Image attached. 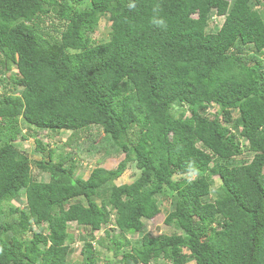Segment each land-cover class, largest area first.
Here are the masks:
<instances>
[{"label": "trees", "instance_id": "1", "mask_svg": "<svg viewBox=\"0 0 264 264\" xmlns=\"http://www.w3.org/2000/svg\"><path fill=\"white\" fill-rule=\"evenodd\" d=\"M260 8L264 0H0V63L16 68L14 92L0 91V264H109L92 245L103 226L94 240L118 264H264ZM102 16L108 39L97 42ZM209 106L218 110L207 116ZM62 132L67 150L56 155L49 141ZM17 136H32L40 158ZM82 164L86 177L75 173ZM131 164L135 178L117 183ZM166 193L174 201L162 210ZM160 212L168 231L154 234L144 219ZM71 223L82 229L75 239Z\"/></svg>", "mask_w": 264, "mask_h": 264}, {"label": "rangeland", "instance_id": "2", "mask_svg": "<svg viewBox=\"0 0 264 264\" xmlns=\"http://www.w3.org/2000/svg\"><path fill=\"white\" fill-rule=\"evenodd\" d=\"M260 12L264 15V12H263V9L260 8ZM210 27H211V30L213 31H216L217 30V26H216V23L214 22H211L210 23ZM48 28H52L50 26H48ZM94 32L92 33V38L99 42V41H106L108 39V30H109V21L107 19V16H102L99 18L98 20V23L97 25L95 26L94 28ZM212 31V32H213ZM0 59H2V56L0 55ZM11 64V62H10ZM16 71V68L14 65H12L10 68H5L1 63H0V91H8L6 93H11V92H14V91H11V85L9 84V80L10 77L12 76L13 73H15ZM218 110V106H209L207 109H206V113L205 115L207 116H210L212 115V113H215L216 111ZM20 130L22 133L28 135L30 129L28 128L27 124L26 123H23V122H18L17 125H16V130ZM6 130H3V133H1V135L3 137H6ZM66 137V133L65 132H62L59 137H57V139L55 140H52V141H49V143H51V145L53 146V149L55 151V154L56 155H59V154H62L64 153L67 148L66 146H63L62 142H61V139H65ZM42 141L43 143H45L46 145H48L47 143V138L46 137H42ZM244 141V140H243ZM14 142L22 149H24L27 153H29L31 159L33 160H36V159H39L40 158V153L39 152H33L34 150V142H33V139H32V136H30L29 138L27 139H21L20 136L14 140ZM245 144V143H244ZM48 147V146H46ZM50 147V146H49ZM248 152H245L243 153L241 156H239V158H233L231 160H229V162L231 163H234V162H244L245 161V158L247 159L246 155H247ZM122 158V156H119V157H112V158H109L105 161H103L101 163V165L107 167V168H110V167H113L117 164V162ZM31 169H32V175L34 176V178H40V179H46V175L44 173H39L37 168L31 164ZM89 171H90V168L87 166H83L82 165H79L76 169H75V173L82 176V177H86L88 174H89ZM135 168L133 166V164H131L127 169H125V171L122 173V175L116 180L117 183H121V182H130L132 181L135 176H134V173H135ZM173 177L174 179H178L179 176L178 174L174 173L173 174ZM219 183L218 179L216 177H214V187L217 186ZM167 195H159L158 198L161 200L160 204H161V209L164 210L165 209H169L172 207V204H173V199H172V195L170 193H166ZM23 202V199L21 201H18V200H12V203L15 204V205H18V204H21ZM162 221H163V214L162 212L158 213L157 215H155L152 219L150 220H147V219H144V222H145V225L147 227V230H149L150 232L154 233V234H158V233H161V232H166L168 231V228L163 226L162 224ZM108 228V226H103L101 230L99 231H96L94 233L95 235V238L101 236L103 237V229H106ZM109 229V228H108ZM69 230L72 232V237L73 239H75L77 237V234L80 235L81 232H82V229L79 228V227H76L74 223H71L70 224V227H69ZM114 233V231H111ZM110 232V233H111ZM94 238V239H95ZM129 239L131 240H134L137 238L136 235H130L128 237ZM92 240V245L94 246V249L96 251H99V256L98 258L99 259H107V260H110V263L109 264H118L116 263L117 261V257L116 256H113L112 255V251L111 250H107L105 249V247L103 246H100L97 241L95 240ZM106 242L108 243V241L106 240ZM83 244V241L80 240V238L74 240L73 243L70 244L71 246V253L69 255L70 259H74V258H77L79 257V252H80V249H81V246ZM124 248H129V246H125ZM119 257V256H118ZM151 264H169L167 263L166 261H159V263H151ZM186 264H194V261H189L187 262Z\"/></svg>", "mask_w": 264, "mask_h": 264}, {"label": "clouds", "instance_id": "3", "mask_svg": "<svg viewBox=\"0 0 264 264\" xmlns=\"http://www.w3.org/2000/svg\"><path fill=\"white\" fill-rule=\"evenodd\" d=\"M129 7L132 8V7H135V5H134V4H130ZM154 11H155V10H154ZM211 22L216 23L217 29L219 28V26H220V21H219V17H218L216 14H215V15H211V18H210V20H209V25L207 26V29H208V30L211 29V27H210V23H211ZM152 23H153L154 25L159 26V27H166L165 21H164L163 19H156V18L154 17V18L152 19ZM216 31H217V30H216ZM213 32H215V31H213Z\"/></svg>", "mask_w": 264, "mask_h": 264}]
</instances>
